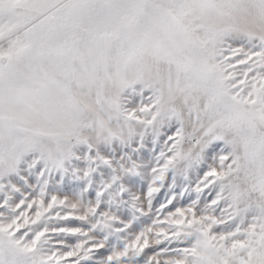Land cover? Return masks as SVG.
Wrapping results in <instances>:
<instances>
[{
	"label": "snow or ice",
	"instance_id": "snow-or-ice-1",
	"mask_svg": "<svg viewBox=\"0 0 264 264\" xmlns=\"http://www.w3.org/2000/svg\"><path fill=\"white\" fill-rule=\"evenodd\" d=\"M0 264H264V0H0Z\"/></svg>",
	"mask_w": 264,
	"mask_h": 264
}]
</instances>
